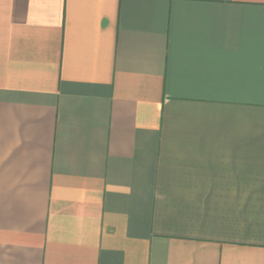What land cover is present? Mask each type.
<instances>
[{"label": "crops", "instance_id": "0c3cea01", "mask_svg": "<svg viewBox=\"0 0 264 264\" xmlns=\"http://www.w3.org/2000/svg\"><path fill=\"white\" fill-rule=\"evenodd\" d=\"M0 264H264V0H0Z\"/></svg>", "mask_w": 264, "mask_h": 264}]
</instances>
